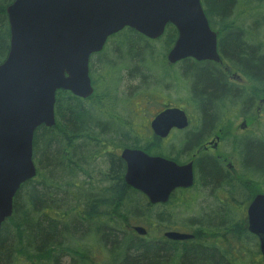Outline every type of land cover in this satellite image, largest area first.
<instances>
[{
    "label": "trees",
    "instance_id": "16d2710c",
    "mask_svg": "<svg viewBox=\"0 0 264 264\" xmlns=\"http://www.w3.org/2000/svg\"><path fill=\"white\" fill-rule=\"evenodd\" d=\"M249 1L264 3V0ZM12 2L0 0V63L9 49L5 10ZM201 4L210 28L217 33L221 58L246 77L255 91L264 94V39H257V33H251L250 28L246 29L243 23L234 19L238 0H201ZM261 20L264 28V14ZM164 33L162 36L167 37L166 45L172 46L176 29L168 24ZM261 35L264 37V32ZM114 38L126 49L122 58L148 70L150 58H146L144 49L149 47V42L160 38L151 40L127 27L111 35L108 40ZM92 57L89 62L90 74L93 71ZM212 62L192 65L203 68L193 79L191 90L202 110L203 122L199 129L204 130L206 135L222 126L225 105L233 102L247 115L254 101V95H249L236 84L234 88L228 87L219 74L212 72L213 68L207 70L209 64L215 65ZM99 63V83L104 80L106 83L102 94L94 96L98 106L105 98L116 100L112 93L116 88L113 76L120 69L106 58L99 60ZM128 69L130 74L138 71V67L134 66ZM84 102V99L69 91L58 90L54 106L55 124L36 129L33 137L36 176L21 185L13 199V213L1 225L0 264H64V260H67V264H244L235 261L229 252L231 250L225 249L226 238L230 234L239 242L257 240L246 229L245 219L234 220L232 214L238 199L242 197L241 202L245 205L254 196H249L250 184L259 185L264 179V133L236 140V152L242 165L238 177H233L228 170H222L215 162L203 161V177L198 183L215 191L216 197L222 193L228 202L222 204L215 199L220 206L216 217L205 215L189 220V226L194 227L195 232H200L196 239L179 242L161 237L152 240L137 236L129 229L131 223L150 217L151 213L145 209L148 207L140 192L130 189L118 179L119 165L109 171L104 168L91 169L93 157L106 160L112 157L109 152H104L100 143L108 146L115 143L116 138H105L107 136L103 135L122 133L121 129L125 127H100V109L93 106L86 108ZM108 117L110 114L103 121ZM127 123L123 122V125ZM125 129L126 134L132 133ZM146 133L148 129L139 132L132 146L146 147V140L141 137ZM205 138L198 137L197 141ZM91 144H95L96 148ZM113 147L117 148V145ZM89 148L91 151H87ZM157 219L159 223L167 222V219ZM144 221L152 226L149 218ZM218 232L222 237L217 240ZM206 235L213 238L212 244L203 239ZM95 246L97 256L93 250ZM86 248H89L88 251ZM100 253L103 259L99 258ZM249 263L253 264L252 260Z\"/></svg>",
    "mask_w": 264,
    "mask_h": 264
},
{
    "label": "water",
    "instance_id": "95a60500",
    "mask_svg": "<svg viewBox=\"0 0 264 264\" xmlns=\"http://www.w3.org/2000/svg\"><path fill=\"white\" fill-rule=\"evenodd\" d=\"M5 12L9 49L0 63V227L12 215L21 185L36 175L33 137L40 126L55 124L56 91L91 96L89 58L102 50L108 37L127 27L154 40L171 24L177 37L168 63L186 58L221 62L216 33L200 0H13ZM233 78L240 81L236 73ZM187 126V115L178 108L165 109L150 122L160 137ZM121 158L126 163L124 181L150 203H165L174 189L193 184L191 164L180 166L128 148ZM246 219L264 258V193L253 197ZM132 229L139 236L147 232L142 226ZM163 235L174 241L193 237L178 231Z\"/></svg>",
    "mask_w": 264,
    "mask_h": 264
},
{
    "label": "rangeland",
    "instance_id": "374dc122",
    "mask_svg": "<svg viewBox=\"0 0 264 264\" xmlns=\"http://www.w3.org/2000/svg\"><path fill=\"white\" fill-rule=\"evenodd\" d=\"M263 14L264 3L260 4L249 0H238V6L236 8V12L234 13V19H237V22L243 23L246 29L250 28L251 33H257V39L259 38V40H261L264 39L261 35L264 32V28L261 26V17ZM116 39L117 38L107 40L105 52L103 47V51L101 50L102 52L100 51V54L94 55L93 57L91 56V67L93 70L91 72L92 82H96L100 85V87L95 83V94H93L89 100L84 102V106L86 108L93 106L96 109H100L98 112L102 118L100 119L102 122L100 127L103 126V128L107 129V126L117 128V126L120 127L119 125H121V127L128 128L135 134L136 138H138L139 132L144 130L146 132L147 128H149V119L151 118L150 115L153 112V108L158 109L163 104L168 103L176 106L177 108L186 110L191 117V124L189 128L182 133L196 132L199 137L201 132L202 137H205V131L203 130L202 132V129H199L201 122H203L201 106L196 102V96L191 90L194 81L193 79L196 78V75L203 68H194L192 65L196 63L191 62L190 60H187L185 64L182 63L173 67L166 64V56L168 51L171 49V46L168 47L166 45L167 37L162 36L157 41L155 40V42H149V44L151 43L148 45L149 47L144 49V51H146L144 52V55H146L147 59L150 58L147 62L148 70H145L135 62L130 63L131 61L129 62L127 59L122 58L125 55L126 49L121 44H118ZM144 46L145 45L141 46L142 50ZM118 57L121 59L118 60ZM103 58L110 60L116 64V66H119L120 69H118L115 76H113V80L116 81V88L112 93L114 94L116 100L109 101L105 98L101 102L100 106H98V102H96L94 96L96 97V95L102 94L104 90L103 87L106 83V80H104L103 83H99L101 65L99 60H102ZM131 66H134V68L138 67V71H136V74L134 73L135 75L132 71L133 77H131V71L128 69L131 68ZM212 68V72L215 75L219 74L217 73L215 65L209 64L207 70ZM238 75L240 76V81L236 80L234 82L239 86L241 85L240 88H243V90H245V92L249 95H254L253 105L247 112V115L243 114L240 110V106L234 104L233 102L228 104V106L225 105L221 120L222 126L219 128L217 127L216 129L223 133L221 138L222 141L220 142L218 149L227 158V165L232 164L230 173L233 177H238L242 171L241 158H239L240 156L236 152V140L264 133V94L255 91L254 88L251 87V83L240 72H238ZM110 85L113 84L111 83ZM94 111L97 110L94 109ZM109 114L110 118H105L103 121V118L109 116ZM126 121H128V123L123 125V122L125 123ZM125 128L121 129L122 133H126L127 130ZM145 135L143 134L141 136L143 137L142 140H146L148 134L146 133ZM110 136L116 138V141L114 140L115 144H126V140L124 139L127 138H121L120 135L113 133L110 134ZM105 138H108V136ZM181 138L182 137L178 134L176 136H172L170 143L171 146L177 145ZM131 139L133 141L135 140L133 138ZM193 142L194 139H192L189 143L192 144ZM94 146L95 144H91V147L96 148ZM107 150L111 151L112 149H106V151ZM87 151H91V148ZM111 152L115 153V150ZM92 160L91 169L99 170L105 167L104 158L99 160V158L97 159L93 157ZM203 161V159L200 160V165H202ZM195 173L197 181H195L194 186L187 192L184 191L182 193H176V197L174 198L169 211L163 206L149 208L151 211V219L149 220L152 221V226H148L149 222L146 224V221L144 220L147 219L145 218L139 222H133L131 224L144 227L147 230L145 237L152 240L160 239L163 237V233L167 230H175L186 233L191 232L194 235V239H196L200 232L199 230L198 232H195L197 230L195 229L194 231V227L189 226V220L193 218L198 219L199 217L205 215L216 217L220 206L216 204L215 199H219L222 204H226L228 201L222 193H219L218 197H216L215 191L198 183V180L203 177L202 169L196 167ZM246 186H248V183H246ZM248 190L249 196L263 193L264 179H262L259 185L250 184ZM242 199V197L241 199H238L236 205L234 206V214H232V218L234 220L239 221L245 219L246 221L245 210L247 203L243 205L241 202ZM167 211L169 213L171 212L170 215L172 218L165 215V212ZM159 217L163 220H166L168 217L167 222L159 223V220L157 219ZM164 217H166V219ZM220 237H222V234L218 232L215 238L218 240ZM203 239L207 242L210 241L209 244L213 243V238L207 235L204 236ZM221 240L223 241L225 239ZM226 243L227 245H225V249L231 250L229 252L235 257V261L250 264L249 262L252 260L253 264H264L262 255L260 252H257L259 250L257 240L246 239L239 242L229 234L227 235ZM96 247L97 246L93 249L95 255L97 251ZM99 258L103 259L102 253H100ZM64 264H67V260H64Z\"/></svg>",
    "mask_w": 264,
    "mask_h": 264
},
{
    "label": "flooded vegetation",
    "instance_id": "af4514ba",
    "mask_svg": "<svg viewBox=\"0 0 264 264\" xmlns=\"http://www.w3.org/2000/svg\"><path fill=\"white\" fill-rule=\"evenodd\" d=\"M187 60H193V59L180 60L174 64L167 63V61H166V64L173 67V66H177L178 64H182V63L185 64ZM193 62L203 63L202 61L197 62L195 60ZM212 63H214L217 66V69H218L217 71L220 72L219 76L221 78V81L224 83L226 82L227 83L226 85L228 87L234 88V84H236L234 81H236V80L233 78V74L236 71L233 69V67L223 59H222V62H220V63H217V62H212ZM228 66H230L231 69L228 68ZM89 75H90V79H91V84L94 88V84L92 82L90 71H89ZM131 77H133V74L131 75ZM236 85H238V84H236ZM87 99H84V100L87 101ZM168 108H177V107L167 103V104H163L158 109L153 108V112L150 115L151 118L149 119V124L160 112H162ZM178 109H181V108H178ZM181 110H183V109H181ZM183 111L186 113V115L188 117L189 126H190L191 117L186 110H183ZM189 126H188V128H189ZM188 128L183 129V130H177L175 128H172L165 137H160V136L156 135L152 131V129L149 127V128H147L148 129V133H147L148 136H147L146 142H145L146 147H142V148L132 146V143L135 142V140H136V136L134 133H130V134L119 133L118 135H120L121 138H127V139H124V140H126V144L118 145V144L113 143L111 145L108 144V146H107L104 143H100V145L103 146L104 152L106 151V146L108 147L107 149H112L111 151L115 150V153H112L110 150L106 151V152H109L110 156H112V157H109L107 160H106V158H104V166H105L104 169H105V171L106 170L109 171V169H111V168L115 169V165H119V168H117L120 170V175H119L118 179L121 181L122 184L128 186L130 189H134L131 186L127 185L126 182L124 181V175L126 172V163L121 158V153H122L123 149L128 148V149L142 150L143 152H145L146 154H148L149 156H152V157H160V158H163L166 160H171L180 166L186 165V164H191L192 172H193V185L195 184V181H197L195 168L199 167L200 169H202V165H200L201 159L210 160L212 162H215V163L219 164V167L222 170L223 169L228 170L230 173L232 164L227 165V158L218 149L219 144L222 141L221 138H222L223 133L220 130H217L216 132H213L212 134H207L205 136L206 137L205 140L197 141L198 136H197L196 132L182 133L183 131L187 130ZM177 134L180 135L182 138L179 140L177 145L171 146V144H170L171 143V137L176 136ZM128 135L135 140L133 141L132 139H129L130 137ZM103 136H110V134L109 135L104 134ZM200 137H202V134H201V136H199V138ZM192 139H194V142L192 144H190L189 142ZM113 145L114 146L117 145V148L113 147ZM100 159L101 158H99V160ZM94 178H96V177L94 176ZM116 182H118V181H116ZM190 189L191 188H176V189H174L171 192L168 200L165 203H150L146 196H144L142 193H140V194L143 197L145 205H147V207H148L147 208L148 211H150L149 208H154V207H158V206L159 207L163 206L164 208L168 209V211H169L170 206L173 204L174 198L176 197L175 196L176 193H182V192L188 191ZM136 192H137V190H136ZM138 193H139V191H138ZM94 194H96V193H94ZM168 211L165 212V215H168V217L170 218L171 212L169 213ZM168 217H167V219H168ZM147 218L151 219V217H149V216H147L145 219H147ZM164 218L166 219V217H164ZM189 233H191V232H189Z\"/></svg>",
    "mask_w": 264,
    "mask_h": 264
}]
</instances>
